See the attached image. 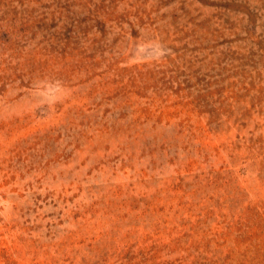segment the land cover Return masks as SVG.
I'll use <instances>...</instances> for the list:
<instances>
[{
    "label": "rangeland",
    "instance_id": "374dc122",
    "mask_svg": "<svg viewBox=\"0 0 264 264\" xmlns=\"http://www.w3.org/2000/svg\"><path fill=\"white\" fill-rule=\"evenodd\" d=\"M0 264H264V0H0Z\"/></svg>",
    "mask_w": 264,
    "mask_h": 264
}]
</instances>
